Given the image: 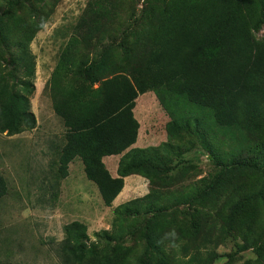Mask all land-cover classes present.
<instances>
[{"label": "trees", "instance_id": "trees-1", "mask_svg": "<svg viewBox=\"0 0 264 264\" xmlns=\"http://www.w3.org/2000/svg\"><path fill=\"white\" fill-rule=\"evenodd\" d=\"M23 2L38 11L32 0H0V133L7 135L36 126L30 42L44 20L36 12L25 16ZM121 4L89 0L47 81L52 109L65 127L57 176L65 178L69 163L80 159L109 206L124 176L155 166L153 154L131 147L139 128L135 99L148 90L176 114L174 125L195 124L207 134L204 140L212 138L208 157L218 170L197 192L152 188L116 210L151 214L142 255L133 246H96L86 224L73 220L63 226L61 264H211L226 240L236 252L257 255L258 262L244 264H264V41L252 34L264 21V0H159L136 47L123 46L126 60L118 63L107 53L88 60L80 45L116 40L125 25ZM120 154L118 176H112L103 159ZM7 190L0 175V199ZM186 204L194 207L184 224L166 216ZM97 235L116 239L107 230Z\"/></svg>", "mask_w": 264, "mask_h": 264}, {"label": "rangeland", "instance_id": "rangeland-1", "mask_svg": "<svg viewBox=\"0 0 264 264\" xmlns=\"http://www.w3.org/2000/svg\"><path fill=\"white\" fill-rule=\"evenodd\" d=\"M120 1L125 25L120 27L116 40L103 38L89 46L80 45L88 60L106 53L118 63L126 60L123 46L136 47L153 24V8L159 0ZM32 2L38 11L25 2L20 10L28 18L36 12L44 20L30 42L35 74L29 101L36 126L14 135L0 133V175L8 186L7 194L0 199V264H61L59 243L64 236L63 226L73 220L86 224L88 240L96 246H133L142 255L151 214L143 211L127 216L116 210L152 188L178 191L191 187L195 192L202 189L218 170L208 157L207 142L212 138L204 140L207 134L195 124L174 125L176 114L168 111L154 91L148 90L135 99L133 111L139 128L131 147L153 154L155 166L149 164L143 173L124 176L123 187L109 206L103 203L96 185L86 178L80 159L70 162L67 176L59 178L57 159L65 127L52 109L47 81L89 0ZM252 34L256 41H264V21ZM120 158L121 154L103 159L112 176H118ZM192 206L171 207L173 210L166 216L184 224ZM101 230L114 234L116 239L101 238L97 235ZM217 252L219 256L211 264L258 262L252 250L236 252L232 240L220 244Z\"/></svg>", "mask_w": 264, "mask_h": 264}]
</instances>
